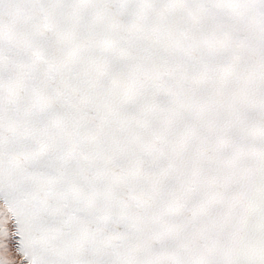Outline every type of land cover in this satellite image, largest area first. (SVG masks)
<instances>
[{
    "label": "snow or ice",
    "instance_id": "6c2138e0",
    "mask_svg": "<svg viewBox=\"0 0 264 264\" xmlns=\"http://www.w3.org/2000/svg\"><path fill=\"white\" fill-rule=\"evenodd\" d=\"M0 264H264V0H0Z\"/></svg>",
    "mask_w": 264,
    "mask_h": 264
}]
</instances>
